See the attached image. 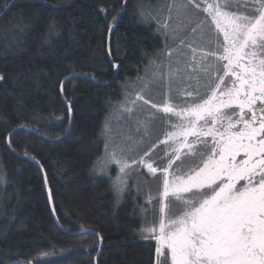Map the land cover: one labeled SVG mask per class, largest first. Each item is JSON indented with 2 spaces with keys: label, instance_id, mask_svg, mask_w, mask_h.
<instances>
[{
  "label": "trees",
  "instance_id": "16d2710c",
  "mask_svg": "<svg viewBox=\"0 0 264 264\" xmlns=\"http://www.w3.org/2000/svg\"><path fill=\"white\" fill-rule=\"evenodd\" d=\"M11 1L0 0V14ZM124 1L18 0L0 18V264H91L98 254L96 236L59 231L39 169L6 146L7 135L20 126L49 140L65 134L69 113L59 88L69 74L95 82L77 79L64 86L73 113L67 136L50 143L17 132L10 147L43 167L64 230L99 234L103 247L96 264H157L156 240L138 238L135 207L117 204L109 181L91 173L101 157L106 109L163 49L155 24L143 25L140 17L154 0H128L110 40L112 64L119 66L111 82L106 41Z\"/></svg>",
  "mask_w": 264,
  "mask_h": 264
},
{
  "label": "snow or ice",
  "instance_id": "6c2138e0",
  "mask_svg": "<svg viewBox=\"0 0 264 264\" xmlns=\"http://www.w3.org/2000/svg\"><path fill=\"white\" fill-rule=\"evenodd\" d=\"M188 3L201 7L196 0ZM242 3L245 12L239 11ZM202 10L223 38L217 39L215 49L191 48L189 67L207 77L205 94L199 92V79L189 77L196 79L197 88L186 92L193 99L183 107L136 96L178 118L160 141L170 149L166 166L147 162L144 156L149 152L129 162L115 148L109 152L106 144L100 170L108 174L110 165L118 166L114 181L118 192L127 187L126 170L134 165L153 175L162 172L158 224L142 229L148 234L145 238L156 240L157 264H264V0H213ZM182 155L198 156L199 163L186 171L173 170ZM182 193L193 196L185 198ZM170 196L182 204L177 214L166 202Z\"/></svg>",
  "mask_w": 264,
  "mask_h": 264
},
{
  "label": "rangeland",
  "instance_id": "374dc122",
  "mask_svg": "<svg viewBox=\"0 0 264 264\" xmlns=\"http://www.w3.org/2000/svg\"><path fill=\"white\" fill-rule=\"evenodd\" d=\"M212 2L213 0H196V3L201 5L197 8L189 4L188 0H154V4H151L147 11L141 12L143 25L150 27L155 24L156 30L162 37L163 49L151 58L144 72L135 81L122 85V99L106 109L100 131L101 157L95 161V168L93 166L91 173L95 177L109 181L117 204L131 202L135 207V211L141 217V225L137 232L139 239H152L145 238L148 234L142 229L158 224L161 215L160 193L163 190V174L157 172L153 175L146 167L134 165L126 170L127 187L123 192H118L114 187V181L119 174V168L112 164L108 168V174H105L100 170L101 158L105 156L107 144L109 152L115 148L117 154L126 156L129 162L133 159L139 160L145 152H149L148 156H144L147 162H152L154 167L166 166L168 162L166 152H170V149L160 141L165 138L166 132L172 130L171 125L179 122L178 118L157 111L151 107V104L136 100V96L139 94L157 105L167 100L183 107L186 102L193 99L188 97L186 92L195 91L197 88L196 79L189 77L199 79V92L201 96L205 94L207 77L201 72H193L189 65L192 62V47L215 49L217 39L222 41L211 23V18L202 10L207 3ZM247 2L250 3L251 0ZM239 11H246L243 3ZM164 23H167V28L161 27ZM197 24L201 26L197 27ZM193 28H196L195 32L192 31ZM199 58L198 52L197 59ZM208 60L215 63L212 57H208ZM173 72L175 75L171 76L170 73ZM121 105L132 111H124ZM196 147L200 148L201 145ZM120 149L124 151L121 153ZM196 163H199L198 156L182 155L181 160L173 165V170L181 167L186 171L190 165ZM181 195L191 198L193 193ZM166 202H170L172 214L180 212L182 208L180 201L170 196ZM160 260L163 261L164 257H160Z\"/></svg>",
  "mask_w": 264,
  "mask_h": 264
},
{
  "label": "water",
  "instance_id": "95a60500",
  "mask_svg": "<svg viewBox=\"0 0 264 264\" xmlns=\"http://www.w3.org/2000/svg\"><path fill=\"white\" fill-rule=\"evenodd\" d=\"M16 1L18 0H12L10 3H8V6L5 7L3 9V11L1 12L0 14V18L3 14H5L11 7H12V4L15 3ZM127 1L128 0H125L124 1V4H123V7H122V10H121V13L119 15V17L114 21L115 23L111 26V28L109 29L108 31V37H107V41H106V44H107V49H106V55H108V62L110 64V66H112V69H113V79L111 82H113L114 80L117 79V75L119 73V66H117L116 64H112V59H111V55H110V40H111V37H112V34L113 32L115 31L116 27L118 26V24L120 23L119 21L121 20L122 16L124 15V13L126 12L125 9H126V6H127ZM81 80V79H84V80H87V81H90V82H95V80L93 78H89L85 75H78V74H69V76L65 77L63 82L61 83L60 85V97H61V101H63L64 105H65V108L67 110V112L69 113V126H68V129L66 130L65 134L62 135L61 137L57 138V139H47L45 136H43L42 134H38L34 129L30 128V127H26V126H20V127H17V129L11 131L7 136V141H6V146L9 147V150L11 151V153H13L15 155V157L17 158H20L24 161H27V162H31L33 165H35V167H37L40 171V174L44 180V189L46 191V199L48 200V203H49V209L51 210V216H52V220L55 222V225L57 226V228L59 229L60 232L64 233L65 235H70V236H74V237H77V236H80V235H87V234H92L94 236H96V238L98 239L99 241V249H98V254L97 256L94 258V260L91 262V264H96V261L97 259L99 258V255L101 254V250H102V247H103V241L101 240L100 236L98 234H96V232H94L93 230H89V229H85V228H80L78 231H76L75 233L73 232H68L66 230H64L59 221L57 220V216H56V212L54 210V206H53V199H51V191L48 187V180L46 178V175H45V171L43 169V167L40 166V164L34 160L33 158L31 157H26V156H21V155H17L12 147H10V139L11 137L16 134L17 132H25V133H30L32 135H35L37 137H40L48 142H59L61 141V139L65 138L72 126V118H73V113L72 111H69V108H71L70 104L67 103V101H65V98H64V86L67 84V83H70V81L72 80ZM109 82V83H111ZM109 83H104V85H107ZM10 264H26V263H20V262H12Z\"/></svg>",
  "mask_w": 264,
  "mask_h": 264
},
{
  "label": "flooded vegetation",
  "instance_id": "af4514ba",
  "mask_svg": "<svg viewBox=\"0 0 264 264\" xmlns=\"http://www.w3.org/2000/svg\"><path fill=\"white\" fill-rule=\"evenodd\" d=\"M221 39H223L222 38V36H221ZM194 139H196L195 137H189V140L191 141V140H194ZM209 139V141H210V138H208ZM196 146H199V145H196ZM240 158H242V157H238V159H240ZM241 183H243V182H241ZM204 191H207V190H204Z\"/></svg>",
  "mask_w": 264,
  "mask_h": 264
},
{
  "label": "bare ground",
  "instance_id": "6f19581e",
  "mask_svg": "<svg viewBox=\"0 0 264 264\" xmlns=\"http://www.w3.org/2000/svg\"><path fill=\"white\" fill-rule=\"evenodd\" d=\"M114 73V72H113ZM87 81V80H86ZM17 134V133H16ZM13 137V136H12ZM99 235V234H98Z\"/></svg>",
  "mask_w": 264,
  "mask_h": 264
}]
</instances>
